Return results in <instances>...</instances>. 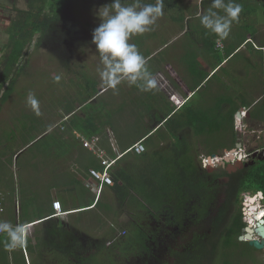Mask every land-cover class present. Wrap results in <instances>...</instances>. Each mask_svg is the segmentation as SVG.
<instances>
[{"label": "rangeland", "instance_id": "1", "mask_svg": "<svg viewBox=\"0 0 264 264\" xmlns=\"http://www.w3.org/2000/svg\"><path fill=\"white\" fill-rule=\"evenodd\" d=\"M245 1L247 0H243V2ZM110 2L111 0H61L62 14L65 19L75 24V28L69 32L71 40L66 34L60 36L58 31L47 37L40 36L39 42L38 34L33 37L21 58L25 70L18 74L10 94L0 106L2 118L14 117L12 121L14 130L8 134L10 138L23 137L22 135L17 136V132H20L19 128L15 130L19 123L21 125L31 124V130L28 131L31 136L34 128H42L59 120L58 118L63 116L65 110L75 107L77 99L82 100V98L87 97L84 96L87 93L86 88L84 89L85 83L87 84L86 81L90 84L104 83L97 71V68L102 69L103 65L91 40L93 29L100 23L94 13L100 6ZM127 2L132 3L135 0H127ZM141 2L155 3V0H141ZM256 2L250 1V4L245 5L240 17L245 18L249 13L248 7L250 13L256 8L254 14L259 11L260 16L264 17V3L258 4ZM40 4V1L35 2L31 10L34 9L35 11ZM58 5H60L59 2L55 3V6ZM210 5L211 0H182L180 8H169L164 4V14L157 20L152 30L142 35H135L130 39L129 43L135 44L146 59V67L156 80L158 87L154 90L157 92L134 94V92H126L125 90L124 94L123 86L128 83L123 81L115 89L111 88L108 94L102 95L101 99H96V103L87 104L83 111H97L99 109L96 106L101 105L108 112H118L115 118L123 119L126 125L121 128L120 122L117 121L115 128L123 131V138L126 140L159 121L171 109L173 96H175L173 92L170 93L172 90L169 86L170 82L177 84L180 81L174 73L176 69L182 71L181 65L179 66L181 63L175 64V61L171 59L173 56L168 57L175 54L183 45H187L190 48L189 52H191L196 40L200 37L202 39L212 38L213 34L204 29L199 20L200 14L206 12ZM44 7L43 11L49 13V6L44 3ZM24 9H29L25 0H0V57L4 53L2 46L8 39L7 28L18 11ZM220 14L223 15V12L220 11ZM247 24L248 27L253 26L251 21ZM242 29L241 25L236 31L231 32L228 37L230 43L235 42ZM181 30L182 32L179 33ZM247 31L249 32L250 29ZM216 39L215 36L214 40L216 41ZM148 54L150 55L147 56ZM257 54L260 53L257 52ZM221 56L223 55L221 54ZM232 56L220 71H216L215 76L211 79V82H215L221 76L223 77V74L230 76L228 79L232 85L223 84L222 88L226 91L224 94L217 91L216 87L212 89L211 82L201 87L198 92H193L191 100L172 116V120L168 124H164L157 130L149 139L150 143L145 142L144 158L128 154L118 163L120 167L125 166L127 169L129 173L127 178L136 181L137 184L142 179V175L149 179L150 177L155 178L156 175L152 172L153 170H164L165 182L163 186H170V188L167 189L168 194L163 191V198L157 204L158 206L150 202L147 196L133 188L130 189L133 196L132 200L119 206L112 192L108 189L107 192L100 193L101 202L98 206L77 209L75 213L63 214L55 218L60 220L63 225L68 226L70 230L74 229L75 235L80 236L81 240L100 245L97 251L95 249V264H174L171 251L183 249L192 236L202 237L208 232L209 222L215 213L216 206L224 199L222 188L224 183L228 181V177L222 176L213 180L211 190H205L202 199L203 206L197 205L195 202L189 204V200L178 197L181 203L180 207L195 206L191 209L189 217L183 218L182 225L179 226L173 222L171 213L175 214L176 207L179 206L178 199L173 196L174 190L172 191L173 184L179 178V173L183 171V177L190 176L191 180L192 171L193 176L204 177V179L210 178V175L216 171H221L222 168L226 169V165L214 170L211 167L212 161L210 159L208 167L213 170L208 172L203 163L204 157H211L213 160L226 158L228 162L233 163L239 156L242 159L243 156H248L251 153L257 155V148L261 149L264 145V118L252 117L251 115L255 106L264 107V61L262 58L260 60L259 56L247 51L246 48L240 52L235 51ZM165 62L169 66L162 65L164 71L160 70V64ZM229 90L230 92L235 91L234 99L239 95L236 99H240L241 104L243 101L250 103L241 105L245 106V109L243 111L236 110L234 113L233 132L227 131L225 134L222 128V120L219 119H214L211 122L213 126L207 123L203 129L195 128L198 134L192 128H188L189 132L183 133L184 138L180 133L173 134L170 131L171 126L176 124L183 112L190 114V111L196 112L201 109L207 111L211 116L217 117L221 110L214 111L221 109L219 102L223 101V98L228 102ZM75 92H78L76 98ZM30 94L37 101L34 106L29 103ZM233 101L237 102L236 100ZM256 101L258 102L254 105ZM156 106H158L159 112H157ZM248 109L250 115L245 117L248 114ZM211 116L210 118H212ZM72 119L79 121L75 115ZM69 121L70 118L59 121L49 134L33 144L16 162L13 161L15 164L12 167V173H14L15 182L23 185L25 174L28 172L35 174L27 175L34 182L38 179L37 175L40 172L44 177L46 176V180L51 179L48 165L44 163L49 158L45 152L49 150L47 146L52 138L57 135L60 127ZM228 132H231L230 135ZM168 134L172 138L175 137L174 150H168L169 136H166L162 144L163 137ZM233 136L235 140L231 143ZM237 143L241 145L237 146ZM155 145L161 146L160 149L155 148ZM57 148L60 147L57 146ZM182 149L185 150L184 155L180 154ZM41 152H44V155L41 156ZM67 161H69V167L64 163V170L67 169L64 176L67 178L66 182H71L75 176V163H72L70 159ZM29 166H31L30 170ZM53 170H57V167ZM188 170L190 172L187 174ZM83 194L85 197L87 196L85 190ZM69 196L72 205L79 204L81 199L76 195L75 188L72 189ZM209 196H212V199L207 201ZM206 202L207 206L204 209ZM255 204L257 209L262 208L264 198H257ZM202 208L204 212L201 213ZM252 212L251 210L244 215V220L250 218ZM197 213H201L202 216L197 217ZM137 234H143L147 237L145 240L146 251H142L136 242ZM62 235L64 236L65 233ZM132 238L134 241L129 246L128 241ZM59 240L60 238L56 239V241ZM221 248L223 253L219 252L215 257L214 264H223L225 258L229 260L225 264H264V249H252L249 244L240 241L238 238L232 244ZM51 250L54 253L56 251L54 247L39 249L45 257H48ZM252 256L255 258L251 259ZM45 257L44 262L52 260L50 258L45 259Z\"/></svg>", "mask_w": 264, "mask_h": 264}, {"label": "crops", "instance_id": "2", "mask_svg": "<svg viewBox=\"0 0 264 264\" xmlns=\"http://www.w3.org/2000/svg\"><path fill=\"white\" fill-rule=\"evenodd\" d=\"M250 1H257L256 3L258 4L264 3L263 0H249V4ZM234 2L242 4L243 0H234ZM254 10H256V8L253 9L252 13L249 11L245 18L240 17L239 15V22H234L231 25V31L228 37L231 32L236 31L239 26L242 25L243 28L240 30L241 34L240 32L239 34L237 32L238 35L235 42L230 43L228 37L226 39L219 40L217 36L215 41V35L213 34L211 39H207V37L206 39H202L201 37L198 38L195 42V46L191 49V52H189L190 48H188L187 45H183L180 50H177L175 54L168 57L170 58L173 56L171 59L175 61L174 63H181L179 66L181 65L182 67V71L176 69L174 73V75L180 79L179 83L173 84L170 82L169 84L172 89L170 93L173 92L175 94V96H173V102L171 103V109L168 113H166V115L162 116L159 121H156V123L148 126L147 129L142 132L133 135L128 140L123 138L124 133L121 129L115 128L117 121L120 122L121 128H124L126 125L123 119L115 118V115H117L118 112H108L101 105L96 106L99 109L97 111H83L87 104L90 102L96 103V99H101L102 95L108 94L111 88L105 82L102 84H90L86 81L87 84L85 83L84 89L86 88L87 93L84 96L87 97L82 98V100L77 99L75 101V110L71 113H67L68 110L66 111L64 109L65 111L63 112V116L58 118L59 120L53 124H47L42 128H34V131L31 132V136L30 132L28 133V131L31 130V124L27 123L26 125H21V123H19L15 130L19 128L20 132H17V136L22 135L23 137L10 138L8 134L10 131L14 130L12 128L14 127L12 126L14 117L4 119V117L2 118L0 112V222L8 221L14 226L23 225L26 230V243L22 245V248L18 247L14 250H8L6 255L7 258L11 260L9 264H22V256H24L26 264H42L41 261L37 260L36 253H28L25 246L29 243L30 246L35 247L36 250L41 248L42 238L39 240L38 237L43 235L44 230H46L48 226L50 228V226H54L53 224L58 223L55 219L58 216H44L43 218H38L40 217L37 216L39 215L37 213L39 209L44 211L43 215H46L48 210L52 209L51 203L53 199H59L61 201L63 210L65 211L64 214L75 213V210H80L86 207L92 206V208H94L96 207L95 203L97 198L101 195L100 193L103 191L107 192L109 187L112 186L104 185L98 196L95 191L90 188V182H93V179L88 175V169L90 167L96 168L100 166V164L102 165V162L101 158L93 150L83 146L82 139L95 138L98 148L103 150L105 153L104 157L114 159V163L112 164L110 171L115 168L126 169L125 166L120 167L118 165L121 159L126 157L128 154H133L136 157L141 155L129 151L128 148L140 139H144V143H150L149 139L161 126L165 124V121L168 119L167 117L172 113L169 117L172 118V116L179 112V110L191 100V94L193 92H198L201 87H204L206 84L211 82V79L215 76L216 71H220V69L230 60L229 58L233 57L232 55L235 51L240 52L246 48L247 51L255 54V56H259V59L261 60L262 58L264 61V36H262L264 35V17L260 16L259 11L254 14ZM250 21L253 23L252 27H248L247 23H250ZM247 29H250V31L248 32ZM181 32L182 30L179 33ZM234 35L235 34L233 33V36ZM210 43L213 44L210 45ZM3 46L2 52H4ZM227 49H229L231 53L226 54L225 51ZM257 52L260 54L258 55ZM178 53L180 54L177 56ZM221 54L223 56H221ZM149 55L150 54L147 56ZM263 61L260 62L262 63ZM165 64L169 66L166 62L162 63L160 64V70L164 71L162 65ZM192 64H195L199 71L207 73L205 78L201 79L202 77H199L198 74H194L192 72ZM173 68H175V66ZM223 77L221 76L219 80L211 82L210 84L212 89L213 87H216L217 91L221 94L226 92L222 88L223 84L232 85L231 81L228 79L230 76L228 77L226 74H223ZM125 90L126 92H134V94L150 92L141 91L138 87L129 86L128 84L123 86L124 94ZM151 91L157 92L154 89ZM234 93L235 91L230 92L229 90V97L224 96L227 97L228 102L225 101L224 98L223 101L219 102V107L221 108L219 110H221L222 113L230 109H234L235 112L236 110L239 111L245 109V106H241L242 104L240 99H236L239 95H237L234 99ZM77 95L78 92H75V98ZM233 100H236L237 102H234ZM258 101H256L254 105L257 104ZM194 105L196 106V103H194ZM241 107L242 109H240ZM156 110L159 112L158 106H156ZM73 113H75V118L79 119V121H75V129H69V122L61 126L57 135L52 138V141H50L47 146L49 150L45 152V155H48L49 158L44 163L48 165L51 179L46 180V176L44 177L40 172V174H38L39 176L37 175L38 179L34 182V180L27 175L35 174L28 172L25 174L26 184L24 183L22 185L15 182L14 173H12V167H14L15 164H13V161L16 162L23 153H26L27 150L33 146V144L38 142V139H41L43 136L49 134L59 121H65L66 118L69 120ZM183 119L184 116H180L176 125H173V128L171 127L170 131L173 134L180 133L183 136V133L189 132L188 128H192L185 125L183 123ZM166 136H169L168 150H174L175 137L172 138L169 134L165 135L162 139V144L166 139ZM57 146L60 148H57ZM160 147L161 146L158 147L155 145V148L160 149ZM42 155H44V152H41V156ZM69 159L72 160V163H75V176L72 178L71 182H66L67 178L64 176V173H66L67 169L64 170V167L65 165L68 166L69 161L67 160ZM56 167L57 170H53V168ZM30 169L31 166H29V170ZM37 173L38 171L36 174ZM73 188H75L76 195H78L79 199H81L77 205H72L70 202L69 193L72 192ZM84 190L85 195H87L86 197L83 194ZM23 213L27 214L24 215ZM62 215H59V217ZM1 236H3L2 241H0V254L2 255L3 250L5 249L6 235L4 233H0V238ZM1 255L0 264H5L4 260H1Z\"/></svg>", "mask_w": 264, "mask_h": 264}, {"label": "trees", "instance_id": "3", "mask_svg": "<svg viewBox=\"0 0 264 264\" xmlns=\"http://www.w3.org/2000/svg\"><path fill=\"white\" fill-rule=\"evenodd\" d=\"M25 1L27 5H29V9L19 10L16 17L11 20V23L7 28L8 40L3 46L4 53L0 57V106L4 101H6L7 95L10 94V91L16 83L18 74L25 70L23 68L24 65L21 63V58L23 57L24 50L32 42L33 37L38 34L39 42L41 38L40 36L47 37L50 34L54 35L55 31H58L60 32V36H62V34H66L71 40V35H69V32L75 28V24L65 19L64 15L62 14L61 0ZM37 1H40L41 4L35 9V11L34 9L31 10L32 6ZM181 1L182 0H164V4L169 8H180L182 4ZM57 2H59L60 5L55 6V3ZM44 3L49 6V13H45L43 11L45 8ZM248 4V0L243 2L241 4L242 8ZM248 11H250L249 7ZM212 44L213 43H210V45ZM228 50L229 49L225 51L226 54L231 53V51ZM192 72L194 74H198L199 77H202L201 79L205 78V75L207 74L204 71H199L195 64H192ZM245 104L250 103L243 101L242 105ZM254 108L255 109L253 110L252 115L257 118H264V107L260 105L255 106ZM74 110L75 107L69 109L67 113H71ZM217 111L220 110L216 109L214 112ZM193 112L195 111H190V114H188V112H183L182 116H184L183 123L189 127H192L196 133L197 131H195V128L197 127L199 130L203 129L207 123H210L213 126L211 122L214 119L222 120V128L225 134L227 131L233 132L234 130V109H230L223 113H218L219 115L217 117L211 116L207 111L201 109L195 113ZM74 115L75 113L70 116L68 125L69 129H75V120L72 119ZM210 116L212 118H210ZM171 120L172 118H168L165 121V124H168ZM210 131H212V129ZM231 132H228L229 135ZM39 140L40 139L37 141ZM234 140L235 138L233 136L231 143H233ZM183 149L180 151L181 155L185 154V150ZM144 156L145 154L143 153L139 155L138 158H144ZM102 167L103 165L100 164V166L96 168ZM111 171L115 183L114 185L110 186L109 189L112 192L114 198L117 200L119 206L132 200L133 196L130 193L131 188L147 196V199L150 202L155 203L156 206H158L157 204H159L162 200L161 198H163V191L168 194L167 189L170 188V186H163L165 182L163 178V174H165L164 170H153L152 172H154L156 175L155 178L150 177L149 179L145 175H142V179L138 184L136 181H132V179L127 178L129 173L124 168H115ZM189 172L190 170H188L187 174ZM183 174V171L182 173H179L177 182L175 181L173 184V196H176L177 199L179 197V199L182 198L183 200H189L188 203L193 201L197 205L201 204L202 206V199L204 197L205 190H211V184L213 183V180L222 176L228 177V181L224 183L222 190L224 193V199L219 203L218 206H216L215 213L212 215V218L209 222L208 232L202 237L196 235L192 236L190 241L183 249L171 251V255L174 258V264H214L215 257L219 254V252L223 253L221 247L232 244L237 240L238 236L243 233V227H245L247 224L246 220L243 218V205L245 197L261 192L262 198H264V160L255 161L253 164L247 165L242 169H238L233 173H228L226 169L222 168L221 171H216L210 175V178L208 177L206 179H204V177L193 176V171L192 180L190 176L183 177ZM99 199L100 196L97 198L95 206H98V204L101 202V199ZM179 199V206L176 207L174 214L176 219V222L174 223L181 226L183 220L182 218L187 216L189 217L191 212L187 211V205L180 207L181 203ZM211 199L212 196H209L207 201H210ZM206 206L207 202L204 209ZM193 208L194 207L192 206L191 209ZM204 209H201V213L204 212ZM37 213L39 214L37 216H40L38 218H43L44 216H51L53 214V209H49L46 215H43L44 211L41 209H39ZM201 213H197L198 215L196 216H202ZM23 214L25 215L27 213ZM56 222L58 223L53 224L54 226L52 225L53 227L50 226V228L48 226V228L44 230L43 235L38 237L39 240L42 238L41 248L36 250L35 247H32L29 243H27L25 246L27 252H35L37 260L41 261L42 264H95L94 261L96 259V251L100 245L98 243H89L83 239L81 240L80 236L78 237L75 235L74 229L70 230L69 227L63 225L60 220L56 219ZM63 233H65L64 236L62 235ZM57 238H60V240L56 241ZM2 239L3 236H1L0 241H2ZM135 240L142 251L147 250L145 241L147 240V237L145 235L137 234ZM133 241V238L129 239L128 245L131 246ZM242 242L248 244L246 241ZM221 244L222 246L220 247ZM49 247H54L56 251L54 253L51 250L50 254H48V257H45V255H43L39 249ZM19 248H22V246ZM253 248L254 247H252V249ZM7 252L8 250L4 249L2 255L0 254L1 260H4L5 264H9L11 262V260L7 258ZM44 257L45 259L50 258L52 260L44 262ZM253 258L254 257L252 256L251 259ZM225 262H229L228 258L224 259L223 264H225ZM22 264H26L24 256H22Z\"/></svg>", "mask_w": 264, "mask_h": 264}, {"label": "clouds", "instance_id": "4", "mask_svg": "<svg viewBox=\"0 0 264 264\" xmlns=\"http://www.w3.org/2000/svg\"><path fill=\"white\" fill-rule=\"evenodd\" d=\"M163 9L164 0H155V3H142L141 0L132 3H128L127 0H111L95 11L94 15L100 23L92 31L91 43L95 45L96 53L103 65V68H97V71L110 88L115 89L123 81L129 86L138 87L141 91H151L157 87L155 78L146 67V59L136 45L129 41L135 35L151 31L157 20L163 16ZM241 11L242 5L235 3L234 0H211L210 7L199 16L200 24L210 34L223 40L228 37L231 25L239 22ZM29 103L33 106L37 104L31 94ZM225 160L228 162L226 158ZM211 161L213 162L212 158ZM205 166L207 168L208 163ZM260 194L262 193L258 192L245 197L244 215L256 205L257 198H262ZM0 233L6 235V250H14L26 243V230L23 225L14 226L8 221H2Z\"/></svg>", "mask_w": 264, "mask_h": 264}, {"label": "built area", "instance_id": "5", "mask_svg": "<svg viewBox=\"0 0 264 264\" xmlns=\"http://www.w3.org/2000/svg\"><path fill=\"white\" fill-rule=\"evenodd\" d=\"M143 140L144 139H140L136 141L128 148V150L136 154H142L146 150V146ZM82 143L83 146L89 148L90 150H93L101 158V162L103 165L102 168L90 167L88 169V175L93 179V182H90V188L94 190L96 195L98 196L101 188L104 185L114 184V178L110 171V168L114 163V159H108L104 157L105 153L103 152V150H100L98 148L95 138L82 139ZM210 159V157L203 158L204 166L209 163ZM51 206L53 209V214L51 216H59L64 214L65 211L63 210L61 201L59 199H53Z\"/></svg>", "mask_w": 264, "mask_h": 264}, {"label": "water", "instance_id": "6", "mask_svg": "<svg viewBox=\"0 0 264 264\" xmlns=\"http://www.w3.org/2000/svg\"><path fill=\"white\" fill-rule=\"evenodd\" d=\"M240 109H242V107ZM237 146H240V143H237ZM253 155H255V153ZM249 164H252L251 161L244 162L239 156L235 159V162L227 164L226 171L230 173L242 169ZM207 169L209 171L212 170L211 168L209 169V167H207ZM259 196L262 197V194ZM261 207L262 208L255 209V211L251 213V217L247 219V224L244 227V233L238 236L240 241L248 242V244L255 249L264 248V205Z\"/></svg>", "mask_w": 264, "mask_h": 264}, {"label": "flooded vegetation", "instance_id": "7", "mask_svg": "<svg viewBox=\"0 0 264 264\" xmlns=\"http://www.w3.org/2000/svg\"><path fill=\"white\" fill-rule=\"evenodd\" d=\"M244 110V109H243ZM243 110H239V111H243ZM247 113H249L248 115L246 114L245 115V117L246 116H249L250 115V111L249 110H247ZM252 115V114H251ZM252 117H254L253 115H252ZM241 145V144H240ZM257 155H254L253 156V154L251 155V154H248V156L246 155V156H243V160H244V162H252V164L255 162V161H260V160H264V145H262V148L260 149V148H257ZM227 164H229V162H226V165ZM206 170L209 172V170L206 168ZM213 170V169H212ZM211 170V171H212ZM215 170V169H214ZM223 189V188H222ZM201 198V197H200ZM193 203V201H191V202H189V204H192ZM262 206V205H261ZM193 207H195V206H193ZM192 208V206H188V210L187 211H190L191 212V210H189V209H191ZM183 212H186V211H183ZM197 212V211H196ZM172 213V215H173V222H175V217H174V213L173 212H171ZM188 217V216H187ZM183 218H186V217H183ZM182 218V219H183ZM247 221V220H246ZM243 233H244V227H243ZM242 233V234H243ZM248 243V242H247ZM262 249H264V248H262ZM255 250H261V249H255ZM254 257V256H253ZM255 258V257H254ZM255 263H258L257 261H255ZM260 264H263V263H260Z\"/></svg>", "mask_w": 264, "mask_h": 264}, {"label": "bare ground", "instance_id": "8", "mask_svg": "<svg viewBox=\"0 0 264 264\" xmlns=\"http://www.w3.org/2000/svg\"><path fill=\"white\" fill-rule=\"evenodd\" d=\"M228 158H230V157H228ZM234 158H235V157H234ZM218 160H219V159L217 158L215 161H218ZM252 200H254V199H252ZM255 209H257V205H253L252 208H251L252 211H255ZM251 210H250V211H251Z\"/></svg>", "mask_w": 264, "mask_h": 264}]
</instances>
